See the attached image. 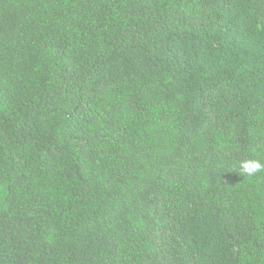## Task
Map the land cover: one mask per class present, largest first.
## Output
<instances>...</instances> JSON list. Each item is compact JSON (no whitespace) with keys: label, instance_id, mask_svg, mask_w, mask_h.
Instances as JSON below:
<instances>
[{"label":"trees","instance_id":"1","mask_svg":"<svg viewBox=\"0 0 264 264\" xmlns=\"http://www.w3.org/2000/svg\"><path fill=\"white\" fill-rule=\"evenodd\" d=\"M264 0H0V264H264Z\"/></svg>","mask_w":264,"mask_h":264},{"label":"clouds","instance_id":"2","mask_svg":"<svg viewBox=\"0 0 264 264\" xmlns=\"http://www.w3.org/2000/svg\"><path fill=\"white\" fill-rule=\"evenodd\" d=\"M239 170L242 174L253 176L254 174L264 171V163L258 159H245L239 162Z\"/></svg>","mask_w":264,"mask_h":264}]
</instances>
